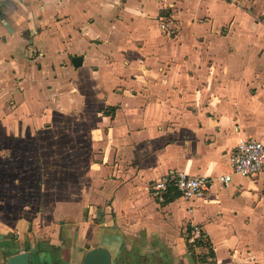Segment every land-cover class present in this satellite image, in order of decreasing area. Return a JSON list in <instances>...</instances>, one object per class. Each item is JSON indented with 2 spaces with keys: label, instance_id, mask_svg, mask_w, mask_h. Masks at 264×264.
<instances>
[{
  "label": "crops",
  "instance_id": "0c3cea01",
  "mask_svg": "<svg viewBox=\"0 0 264 264\" xmlns=\"http://www.w3.org/2000/svg\"><path fill=\"white\" fill-rule=\"evenodd\" d=\"M248 138L264 142V0L0 3V186L33 198L0 208V264L22 248L82 264L93 247L110 264H207L183 238L194 223L208 263L264 264L263 174L149 189L231 172Z\"/></svg>",
  "mask_w": 264,
  "mask_h": 264
},
{
  "label": "built area",
  "instance_id": "2783aa9c",
  "mask_svg": "<svg viewBox=\"0 0 264 264\" xmlns=\"http://www.w3.org/2000/svg\"><path fill=\"white\" fill-rule=\"evenodd\" d=\"M2 1L0 0V3ZM166 26L165 23L161 24L162 29H165ZM228 161L231 172L221 174L216 178L206 175H190L183 171L169 172L149 185L150 193L162 201L166 190L174 188L182 196L191 197L208 191L215 180L225 185L233 173L241 176L264 175V142L254 138L240 140L229 153ZM203 235L201 226L194 223L185 229L183 238L189 245L197 246V242Z\"/></svg>",
  "mask_w": 264,
  "mask_h": 264
},
{
  "label": "water",
  "instance_id": "95a60500",
  "mask_svg": "<svg viewBox=\"0 0 264 264\" xmlns=\"http://www.w3.org/2000/svg\"><path fill=\"white\" fill-rule=\"evenodd\" d=\"M82 56H73L71 61L73 65H79L81 63ZM29 252L21 249L20 252L10 255L5 258L3 264H27ZM111 255L106 248L93 247L88 249L83 256L82 264H110Z\"/></svg>",
  "mask_w": 264,
  "mask_h": 264
},
{
  "label": "rangeland",
  "instance_id": "374dc122",
  "mask_svg": "<svg viewBox=\"0 0 264 264\" xmlns=\"http://www.w3.org/2000/svg\"><path fill=\"white\" fill-rule=\"evenodd\" d=\"M215 8H216V10H218V9L221 8V6H216ZM8 158H14V157L8 156ZM8 170L9 171H12L11 168H9ZM25 175H28V178H30V176H31L27 172H25ZM0 187H2V186H0ZM2 188H0V208H5V210H6L11 205H13V208H14V206H19L23 202L32 203V200H33V198H32V192L31 191L30 192L28 191V193L26 194V191H27V188L26 187H25L26 188V191L24 193V195L26 194V198L22 197V200L23 201L21 199H19V198H16L17 196H16V193H15L16 192L15 189H14V192H12L11 189H8V188H5V187H2ZM20 194H21V191H20ZM15 202H17V203L15 204Z\"/></svg>",
  "mask_w": 264,
  "mask_h": 264
},
{
  "label": "trees",
  "instance_id": "16d2710c",
  "mask_svg": "<svg viewBox=\"0 0 264 264\" xmlns=\"http://www.w3.org/2000/svg\"><path fill=\"white\" fill-rule=\"evenodd\" d=\"M179 193L176 191L172 194L173 197L177 196ZM171 199V198H170ZM199 244L201 247H204L206 248V251L204 253H202L200 255V261L206 263L207 264H212V263H208V257H213V249L210 245V242L208 241V239L206 237H203L199 240ZM214 264V263H213Z\"/></svg>",
  "mask_w": 264,
  "mask_h": 264
}]
</instances>
